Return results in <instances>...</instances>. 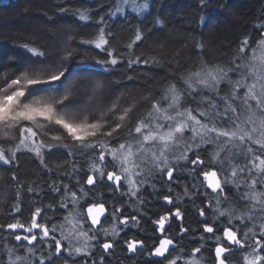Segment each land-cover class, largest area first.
<instances>
[{"label":"trees","instance_id":"1","mask_svg":"<svg viewBox=\"0 0 264 264\" xmlns=\"http://www.w3.org/2000/svg\"><path fill=\"white\" fill-rule=\"evenodd\" d=\"M119 1L0 0V73H7L10 80L21 72L31 75L36 65L56 71L64 70L66 83L61 85L56 82L58 86L45 99L54 101L68 94L69 99L65 104L69 108L66 114L76 117L87 115L89 119L102 116L109 122L106 129L120 123L116 117L123 109L132 107L124 126L108 138L113 145L126 138V133L136 122V116L146 112L150 104L160 98L169 83L183 88L181 77L199 68L201 58L209 65L231 67L234 59L239 64L249 55L248 49L243 54L239 53L241 42L247 38L249 47H254L264 34V0H148L150 7L142 15L133 13L131 9L113 15ZM139 2L143 3L144 0ZM78 10H85L89 19L80 20ZM201 17L204 18V23H201ZM157 19L162 23H156ZM100 28H104L109 39L106 47L115 49L113 55L120 57V62L109 70H102L96 63L97 60L109 59L107 54L96 49L94 45L82 43L93 39ZM137 29L140 31L141 40L136 41L129 49L127 45L135 39ZM198 43L203 44L202 49L197 47ZM24 44L38 48L45 53L44 57L33 56L22 47ZM135 56H139L141 61L148 59L149 63L129 67L128 58ZM152 59L156 62L153 63ZM229 76L232 80L237 79L233 73H229ZM65 77L61 78L62 81ZM2 84L3 79L0 78V85ZM219 87V95L224 96L230 85L224 81ZM240 94H243L242 89ZM201 95L214 99L218 106L223 105V101L214 94L207 90H197L194 96L185 97L187 106L207 110V101L199 103ZM114 104L115 109L110 111ZM45 131L49 133L42 137L46 143H57L51 140L52 134L63 135L62 130L54 125ZM13 134L15 138L0 135V145L7 149L18 143V133L14 131ZM65 142L70 145L75 143L66 137ZM214 147L207 144L198 150L200 159L204 161L203 165L180 161L173 170L171 180L166 174L162 177L159 174L149 177L148 182L139 187L137 196L131 199L120 195L127 191L123 179L119 188L106 178L104 182L97 180L94 185L87 184V176L93 175L88 170L91 152L82 154L75 148L71 154L67 148H53L51 152L44 150L45 167L34 153L22 149L17 152L15 162H0V225H3L0 227V264L7 260L6 248L28 244L27 241H16L13 231L6 225L19 220L27 226L37 207L41 209L38 223H46L49 229L53 224H63L64 217L76 208L74 218L79 219L80 223L72 236L77 237L78 232L83 231L88 237H92L88 240L89 247L86 252H73L72 255L65 252L58 258L52 255L54 248L48 247L49 244H54L51 237L54 236L64 246L69 244V240L63 239L59 227L54 233L50 231L51 237L44 238L46 243L40 242V230L35 229L38 234L37 243H34L36 257L38 259L41 254L44 257L51 256L52 264H163L162 259L150 254L162 238L159 225L154 223L162 215L169 216V221L165 224V235L178 243V249H184L185 256L192 248L199 246L200 237L203 235V264H214V235L222 236L223 228L231 227L224 217L212 223L213 213L209 202L215 206L212 197L216 193L207 187L200 172V168L207 169L209 166ZM255 148L257 154H260L258 146ZM188 157L189 160L194 159L193 153L189 152ZM110 159L105 156L103 162L97 161V166L106 164L107 172L116 171L109 162ZM233 162L243 166L247 160L241 154ZM172 163L175 164L174 161ZM211 167L221 176L230 175L221 172L217 164ZM193 185L196 187L193 188ZM65 186L76 193L77 205H73L71 197L65 201L66 207L61 205ZM185 186L190 195H184ZM80 187H83L87 196L82 195ZM169 187L171 191L168 190ZM246 191L248 188L244 183L240 184L239 189L226 186L224 194L228 199L222 203V207L234 204L238 208H245L248 201L242 200L241 195ZM177 194L180 195L178 206L181 217L174 215ZM165 196L172 200L171 204L164 199ZM137 197H143V203H139ZM100 203L109 209L110 216L95 229L87 209L92 204ZM16 207L20 208L19 212ZM199 209L204 210V216L199 214ZM113 211L118 212L115 219L112 217ZM133 217L136 219L133 220ZM123 220H127V225L121 222ZM205 220L214 227V234L202 231L201 221ZM234 223L240 224L239 221ZM181 224L188 229L182 236L178 235ZM113 225L116 226L118 235L112 234ZM102 228L108 229V233L101 231ZM16 232L22 235L25 231L17 229ZM64 234H68L67 226ZM258 237L260 235L257 224L255 239L258 240ZM133 239L144 242L142 248L138 245L136 252L127 248L126 242ZM79 240L80 243H76L78 247L83 244L85 237H79ZM251 242L250 238L248 243ZM104 243H111L112 248L104 250ZM18 251L21 255L25 254L24 247H20ZM45 264H49L47 259ZM178 264L183 262L179 261Z\"/></svg>","mask_w":264,"mask_h":264},{"label":"snow or ice","instance_id":"2","mask_svg":"<svg viewBox=\"0 0 264 264\" xmlns=\"http://www.w3.org/2000/svg\"><path fill=\"white\" fill-rule=\"evenodd\" d=\"M149 7L148 0H144L143 3L138 0H120L112 14H122L126 9H131L133 13L142 15ZM78 15L82 21L89 19L85 10H78ZM156 23L160 24L162 21L157 19ZM201 23H204L203 17H201ZM139 40H141V34L137 29L135 39L127 47L131 49ZM82 43L94 45L96 49L107 54L109 59L96 61L102 70H109L120 62V57L113 55L115 49L106 47L109 45V39L106 37L104 28H100L93 39L82 41ZM22 47L35 57H44L45 55L38 48L28 44H24ZM197 47L202 49L203 44L198 43ZM246 49L249 52L247 58L242 59L239 64L234 59L231 62V67L220 64L209 65L201 58L199 68L189 71L186 76L181 77L183 88L169 83L163 89L160 98L153 101L146 112L136 116V122L126 133V138L123 141H117L115 145L108 138L124 126L129 113L132 112V107L123 109L116 117L120 123L106 129L109 122L102 116L89 119L87 115L76 117L66 114V110L69 108V105L65 104V101L69 99L68 94H64L54 101L45 99L58 86L56 82H60L61 85L66 83L67 78L64 70L56 71L47 69L43 65H36L31 75L21 72L10 80L7 78V73H0V78L3 79V84L0 85V135L6 138H15L14 131L19 135L18 143L14 146L6 149L0 145V162L3 164L15 162L17 152L22 149L34 153L45 167L47 165L44 164V150L51 152L53 148H67L71 154L72 149L75 148L79 149L82 154L91 152L92 157L88 170L93 175L87 176V184L92 185L97 180L104 182L106 178L107 181H113L114 186L119 188L123 179L127 185V191L121 192L120 195L128 196L131 199V197L137 196L139 187L148 182L149 177H154L156 174L162 177L166 174L171 180L173 170L180 161L203 165L204 161L200 159L198 150L204 145L212 144L215 147L210 154L209 166L207 169L200 168V172L207 182V187L216 193L212 197L215 200V206L213 207L211 201L209 202L213 213L212 223L224 217L231 225V227L223 228L222 236L214 235L216 241L214 264H264V34L254 47H249L247 38L243 40L239 53L243 54ZM152 62L156 61L152 59ZM140 63L148 64L149 60L141 61L139 56L127 60L129 67ZM229 73L235 74L237 79L232 80ZM62 77H65L63 81ZM224 81H227L230 88L226 95L220 96L219 86ZM241 89H244L242 95L240 94ZM197 90L201 92L207 90L214 94L223 101V105L218 106L214 99L201 95L199 103L203 104L207 101V110L200 107L193 109L187 106L185 97L194 96ZM115 107L114 104L110 111ZM53 125L58 126L63 135L52 134L51 140L57 141V143H46L42 137L49 133L45 129ZM65 137L75 143L70 145L65 142ZM255 146H258L260 154H257ZM189 152L193 153L194 159L189 160ZM241 154L247 160L243 166L233 162L234 158ZM105 156L111 158L109 162L112 163L116 171L107 172L106 164L97 166V161L103 162ZM173 161L175 164L172 163ZM213 164L219 165L221 172L230 173V175H218L217 171L212 170ZM193 172L195 173V169ZM245 173L246 176L241 175ZM13 179H15V175H13ZM241 183H244L248 188V191L241 195L242 200L248 201L245 208H238L234 204L222 207V203L228 199L224 194V188L235 186L236 189H239ZM152 187L155 190V185ZM195 187L193 185V188ZM54 190L59 191L58 188H54ZM168 190L172 189L169 187ZM79 191L83 196H87L83 187H80ZM184 195H190L187 186H185ZM69 197H71L73 205H77L76 193L65 186V195L61 199L62 206H67L65 201ZM137 199L139 203H143V197H137ZM164 199L168 200L170 204L172 203L169 197L165 196ZM179 200L180 195L177 194V206H175L174 213L176 217H181ZM16 211L19 212L20 208L16 207ZM74 212H77L76 208L64 217L63 224L59 226L53 224L51 229L46 223L37 222V217L41 216L39 207L35 208L27 226L19 220L8 223L6 227L13 230L14 239L27 241L28 244L6 248L7 260L3 264H45L46 259L49 264H52L51 256L44 257L41 254L37 259L36 245L33 242L37 241L38 234L34 230H40V242L46 243L44 238L49 237L50 231L54 233L59 227L63 239L69 240L71 247V237L77 231L80 223L79 219L74 218ZM87 212L91 215L92 224H98L100 216L105 212L104 204H92L91 207H88ZM117 214V211L112 212L113 219ZM199 214L204 216V210L199 209ZM135 219L133 217V220ZM168 221L169 216L162 215L154 223L158 224L160 232L164 233L165 224ZM235 221H239L240 224L236 225ZM121 222L127 225V220ZM201 223L204 233H214V229L208 221H201ZM257 224L259 225V240L255 239ZM66 226L67 235L64 234ZM17 229H23L29 235H21L16 232ZM101 231L105 234L108 233V229L102 228ZM187 232L188 229L181 224V232L178 235L182 236ZM112 234L118 235L115 225L112 226ZM79 237H85L83 244L80 247L72 248L69 255H72L73 252L80 254L87 251L88 240L92 237H88L87 233L83 231L78 232L77 238ZM250 238L252 242L248 243ZM51 239L54 244H49L48 247L49 249L54 248L52 255L58 257L61 254L62 245L54 236ZM126 243L131 252H136L138 245L141 248L144 246L143 241L135 239ZM170 246L172 251L177 252V255H171ZM20 247L25 248L24 255L18 251ZM102 247L104 250H108L112 248V244L104 243ZM204 247L205 237L202 235L199 246L192 248L185 256L184 249H178L174 240L165 235L163 239H159L158 246L150 254L163 257L165 264H177V261H182L183 264H203L202 249Z\"/></svg>","mask_w":264,"mask_h":264},{"label":"rangeland","instance_id":"3","mask_svg":"<svg viewBox=\"0 0 264 264\" xmlns=\"http://www.w3.org/2000/svg\"><path fill=\"white\" fill-rule=\"evenodd\" d=\"M138 2H139V0H138ZM119 3H120V1H119ZM116 14H119V13H116ZM242 91L244 92V89H242ZM186 135H187V133H186ZM215 171H217V170H215ZM218 172V171H217ZM218 175H220V173L218 172ZM38 222V221H37ZM75 235V234H74ZM68 243H69V241H68ZM76 243H80V240H79V238H77L76 236H72L71 237V247H70V245L68 244V246H63V252H62V255L65 253V252H69V251H71L72 250V248H74V247H78V244H76ZM66 264V263H65Z\"/></svg>","mask_w":264,"mask_h":264},{"label":"water","instance_id":"4","mask_svg":"<svg viewBox=\"0 0 264 264\" xmlns=\"http://www.w3.org/2000/svg\"><path fill=\"white\" fill-rule=\"evenodd\" d=\"M95 184V183H94ZM104 207H105V212H104V214L103 215H101L100 216V223H98V224H93V227L95 228V229H97V228H99L108 218H109V209L104 205ZM89 217H90V220H91V222H92V219H91V215H89ZM62 245V244H61ZM170 249H171V246H170ZM62 251H63V245H62V248H61V253H62ZM167 254V253H166ZM165 254V255H166ZM61 255V254H60ZM59 255V256H60Z\"/></svg>","mask_w":264,"mask_h":264},{"label":"flooded vegetation","instance_id":"5","mask_svg":"<svg viewBox=\"0 0 264 264\" xmlns=\"http://www.w3.org/2000/svg\"><path fill=\"white\" fill-rule=\"evenodd\" d=\"M91 207V206H90ZM109 216H110V214H109ZM92 223V222H91ZM93 225V224H92ZM213 229H214V227H213ZM234 230V229H233ZM214 232H215V229H214ZM161 236H162V238L161 239H163L164 238V236H165V232L164 233H159ZM210 234H214V233H210ZM167 235V234H166ZM168 236V238H171L169 235H167ZM259 239H260V237H258ZM171 239H173V238H171ZM258 239V240H259ZM174 240V239H173ZM174 242H175V244L177 245V247H178V243L174 240ZM35 244L37 243V241L36 242H34ZM152 252H154V249H153V251ZM170 252H171V255L172 256H175V251H172V249H170ZM168 254H166V256H167ZM153 257H157V256H154V255H152ZM60 258V257H59ZM158 258H160V259H162V263L163 264H165V261H164V258L163 257H158ZM178 262L179 261H177V264H178Z\"/></svg>","mask_w":264,"mask_h":264},{"label":"bare ground","instance_id":"6","mask_svg":"<svg viewBox=\"0 0 264 264\" xmlns=\"http://www.w3.org/2000/svg\"><path fill=\"white\" fill-rule=\"evenodd\" d=\"M94 185V184H93ZM37 221H39V218L37 217ZM11 230V229H10ZM11 231H13V230H11ZM27 232H24L22 235H27L26 234ZM49 237H51V232H50V236ZM34 243V242H33ZM60 243L63 245V243L60 241ZM64 246V245H63ZM63 252V251H62ZM62 256V253H61V255L60 256H58V258L59 257H61Z\"/></svg>","mask_w":264,"mask_h":264}]
</instances>
